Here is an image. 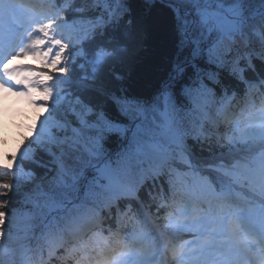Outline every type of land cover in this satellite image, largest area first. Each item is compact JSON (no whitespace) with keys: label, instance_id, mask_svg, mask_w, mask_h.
<instances>
[{"label":"snow or ice","instance_id":"snow-or-ice-1","mask_svg":"<svg viewBox=\"0 0 264 264\" xmlns=\"http://www.w3.org/2000/svg\"><path fill=\"white\" fill-rule=\"evenodd\" d=\"M0 90L36 109L0 136V264L161 143L163 200L124 196L78 264H264V0H0Z\"/></svg>","mask_w":264,"mask_h":264},{"label":"trees","instance_id":"trees-1","mask_svg":"<svg viewBox=\"0 0 264 264\" xmlns=\"http://www.w3.org/2000/svg\"><path fill=\"white\" fill-rule=\"evenodd\" d=\"M146 48L141 52V57L144 61V66L141 68V72H151L153 68L160 67L162 70L163 67V59L168 53V42L165 39L161 30L158 32H153L145 41ZM136 73L134 72V75ZM35 112H31L30 115ZM5 127L10 130V135H6L9 137L7 150L15 152L17 150V146L20 143L18 137L16 136L17 129L21 128L23 125L19 127L11 126L5 124ZM26 135L30 136V133H26ZM135 135V134H133ZM3 143V140H0V144ZM117 144H113L110 151H115ZM215 147V146H214ZM2 151L5 149L1 148ZM123 151V150H122ZM113 163L116 166L115 169L118 173H120L127 183L134 190H141L145 192V187H151V185L155 187H159L160 180L156 179L158 176L163 178L164 173L167 172L168 166L161 169L157 166L153 161H151L145 154L141 153L140 155L129 154L127 151H124V154L117 159L115 156L113 158ZM37 171H43V169H37ZM155 171L156 178L153 177L152 172ZM6 180L10 179V177H5ZM155 180V182H153ZM46 183V181H45ZM93 190V188H92ZM91 191V190H90ZM161 195H164L163 191L159 192ZM90 200H87L84 207L75 209V215L73 213H68L64 216V218L60 222V226H54L51 229H47L44 235L43 242L37 245L36 254L33 260L34 264H48L49 262L61 261L58 259L57 255H54V251H57V254L60 250V255L64 253L63 259H67V252L71 251L74 257L80 256V248L76 242L71 241L69 237L66 236V230L68 229L69 223H74L81 230H83V218L86 221L91 222V226L96 227V229L103 230L107 228L110 220L106 221L103 226L100 225V212L103 206L114 204L110 199H102L97 196L94 191L90 192ZM124 203H121L123 206ZM24 220L21 218L18 221V226H24ZM98 236L93 232H88L86 235L85 242H83V246L88 244L90 241H93ZM67 250V251H66ZM50 254L47 258V262L45 259V255ZM51 257V258H50ZM78 260V258H75ZM58 264V263H57Z\"/></svg>","mask_w":264,"mask_h":264},{"label":"rangeland","instance_id":"rangeland-1","mask_svg":"<svg viewBox=\"0 0 264 264\" xmlns=\"http://www.w3.org/2000/svg\"><path fill=\"white\" fill-rule=\"evenodd\" d=\"M15 98L12 96L3 97L0 99V112L2 111L3 102H15Z\"/></svg>","mask_w":264,"mask_h":264},{"label":"clouds","instance_id":"clouds-1","mask_svg":"<svg viewBox=\"0 0 264 264\" xmlns=\"http://www.w3.org/2000/svg\"><path fill=\"white\" fill-rule=\"evenodd\" d=\"M4 135H10V130L7 129L6 127L0 128V136H4Z\"/></svg>","mask_w":264,"mask_h":264}]
</instances>
